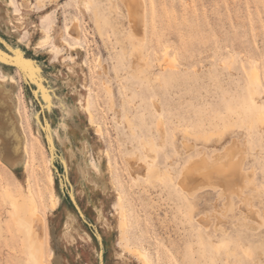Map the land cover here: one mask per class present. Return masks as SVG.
Wrapping results in <instances>:
<instances>
[{"label":"rangeland","instance_id":"1","mask_svg":"<svg viewBox=\"0 0 264 264\" xmlns=\"http://www.w3.org/2000/svg\"><path fill=\"white\" fill-rule=\"evenodd\" d=\"M8 1L0 67L17 80L28 153L11 164L0 137V264L28 262L6 191L33 192L49 264H146L141 253L152 264H264V222L251 213H264V0H139L137 34L124 0ZM43 30L51 37L38 46ZM232 150L250 176L231 200L205 182L184 186L185 168Z\"/></svg>","mask_w":264,"mask_h":264},{"label":"bare ground","instance_id":"2","mask_svg":"<svg viewBox=\"0 0 264 264\" xmlns=\"http://www.w3.org/2000/svg\"><path fill=\"white\" fill-rule=\"evenodd\" d=\"M124 1L126 2L127 6L130 9L131 26L137 34L140 31V29L143 28L142 22H144L143 21L144 16H143V10H142L143 8L141 6L143 5V2L141 4L139 3V0H135V2H132V0H124ZM8 2L11 6H14L15 4L14 0H10ZM27 3L28 1H25V4ZM15 11L19 13V11L17 10ZM78 21L76 22L73 21L72 24L68 25L66 28L67 31L71 33L73 36H78L80 34L81 27ZM43 33L44 35L42 39L39 40L38 46H42L45 43H47L51 37L48 31L43 30ZM62 43H66V45H68L72 49L78 48V45L76 43H72L68 40H63ZM56 44H60L57 41V39H56ZM249 78H250V84L252 86L253 93L255 94L259 92V88L261 86V76L259 74L258 67L253 66V68L249 72ZM16 84H17V80L15 79V77L11 75L8 71L0 67V137L2 138V141H3L2 145L4 148L5 154L7 155L8 160L10 161L11 164H15L16 162L20 161L22 156H25V154L28 153L27 144L24 138L25 129L23 127V112H22V108L19 103L18 96L15 92ZM43 97L48 104L57 106L58 108H60L62 112L69 111L70 113L71 106L70 104L65 102L62 99V97H59L57 95L54 96L51 93H46V92L43 93ZM85 107L87 110H89L91 123H94V121L92 120L93 115H92V112L90 111V101L88 97H87V105ZM71 112H72V109H71ZM34 113L37 115V112H34ZM258 118L261 120L260 126L264 127L263 114L262 113L258 114ZM59 127H63L65 129L66 125L64 124V122H60ZM54 131L58 132V129H55ZM143 147L148 157L152 158L156 156V152L153 148V145L150 144L148 141L143 142ZM230 153L233 157L232 160L221 159L219 162H214L210 166L207 164L206 160L204 158L201 159L200 158L201 156H200L199 158L201 160L198 161L197 164H195L196 166L190 165L189 167H187V169L185 168V171L183 170L184 186L195 191L197 187L202 186V183L205 182L207 185H211L214 188H217V187L221 188L222 194L223 193L227 194L228 199L231 200V198L234 196L233 194L237 193L239 188L242 186L243 179L245 178V180H248L247 178L250 175L247 171L243 170L242 166L244 165H242V155L240 153H237L236 151L234 152V150H232ZM214 160H215V157H214ZM210 161L211 160H209V162ZM26 162L27 160L24 158V166L26 165ZM135 165L137 166V164ZM90 167L93 170L100 172V167L96 164L94 165L93 162ZM144 169L147 170L148 168L146 169V166H144ZM80 170L84 174H91L90 170L83 166L82 167L80 166ZM247 186H248V183H247ZM256 187L259 188L258 185H256ZM262 187L264 189L263 185ZM255 191L257 192V189ZM6 197L9 199L10 204L13 207L15 221L17 222L19 226L23 228V231L25 232L24 234H26L27 251H28L27 264H49L51 260H54L56 258L55 257L56 253L54 250L49 249V246L47 244L46 219H45V216L39 211L38 202L36 198L34 197L33 192L30 191L29 196L26 198H20L19 196H16L10 193L9 191L8 192L6 191ZM118 213H119V224L118 225L124 226L126 222L125 220L123 221L121 219L119 210H118ZM251 213L253 215H258L259 217L261 216L262 217L261 219L264 222V213L260 214L256 210H251ZM245 219L246 218H244V221L246 222L247 220ZM201 221L208 225L207 219L202 218ZM70 222H71V219L67 221L66 225L69 226ZM141 255L143 256L144 262L146 264H152L151 261L147 258V256L144 253H141Z\"/></svg>","mask_w":264,"mask_h":264}]
</instances>
